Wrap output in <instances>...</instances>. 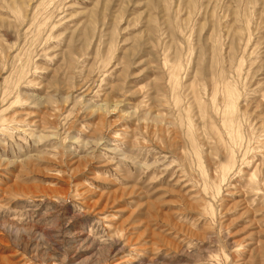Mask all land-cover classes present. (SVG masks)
<instances>
[{
  "label": "rangeland",
  "instance_id": "obj_1",
  "mask_svg": "<svg viewBox=\"0 0 264 264\" xmlns=\"http://www.w3.org/2000/svg\"><path fill=\"white\" fill-rule=\"evenodd\" d=\"M0 264H264V0H0Z\"/></svg>",
  "mask_w": 264,
  "mask_h": 264
},
{
  "label": "bare ground",
  "instance_id": "obj_2",
  "mask_svg": "<svg viewBox=\"0 0 264 264\" xmlns=\"http://www.w3.org/2000/svg\"><path fill=\"white\" fill-rule=\"evenodd\" d=\"M84 238V237H83Z\"/></svg>",
  "mask_w": 264,
  "mask_h": 264
}]
</instances>
